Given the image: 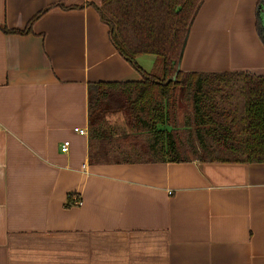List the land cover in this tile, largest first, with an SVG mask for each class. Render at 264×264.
Returning <instances> with one entry per match:
<instances>
[{
  "label": "crops",
  "instance_id": "obj_1",
  "mask_svg": "<svg viewBox=\"0 0 264 264\" xmlns=\"http://www.w3.org/2000/svg\"><path fill=\"white\" fill-rule=\"evenodd\" d=\"M102 1L0 0V264H264V162L90 163L89 83L142 79ZM257 3L204 0L180 70L264 75Z\"/></svg>",
  "mask_w": 264,
  "mask_h": 264
},
{
  "label": "trees",
  "instance_id": "obj_2",
  "mask_svg": "<svg viewBox=\"0 0 264 264\" xmlns=\"http://www.w3.org/2000/svg\"><path fill=\"white\" fill-rule=\"evenodd\" d=\"M203 1L90 3L108 25L117 52L142 76L89 83L90 163L264 162V75L178 67ZM45 11L26 29H4L31 31ZM256 30L264 44V0L256 6ZM142 54L156 56L151 72L137 63ZM184 104L191 112L180 124L178 112ZM113 116L124 123L123 128L113 125ZM74 203L73 194L68 195L66 207Z\"/></svg>",
  "mask_w": 264,
  "mask_h": 264
},
{
  "label": "rangeland",
  "instance_id": "obj_3",
  "mask_svg": "<svg viewBox=\"0 0 264 264\" xmlns=\"http://www.w3.org/2000/svg\"><path fill=\"white\" fill-rule=\"evenodd\" d=\"M155 66V65H154ZM191 109H189V106L187 104H184L178 112V123L183 124V122L186 119V116L190 114ZM122 116V115H121Z\"/></svg>",
  "mask_w": 264,
  "mask_h": 264
},
{
  "label": "built area",
  "instance_id": "obj_4",
  "mask_svg": "<svg viewBox=\"0 0 264 264\" xmlns=\"http://www.w3.org/2000/svg\"><path fill=\"white\" fill-rule=\"evenodd\" d=\"M82 133H85V130H81ZM69 145H70V142L69 141H65L63 144H62V151L63 152H66L68 151L69 149ZM82 201H81V198H77L76 199V204H81Z\"/></svg>",
  "mask_w": 264,
  "mask_h": 264
},
{
  "label": "water",
  "instance_id": "obj_5",
  "mask_svg": "<svg viewBox=\"0 0 264 264\" xmlns=\"http://www.w3.org/2000/svg\"><path fill=\"white\" fill-rule=\"evenodd\" d=\"M183 52H184V50H183ZM181 60H182V56H181V58H180L179 65H178L179 69H180V63H181Z\"/></svg>",
  "mask_w": 264,
  "mask_h": 264
}]
</instances>
